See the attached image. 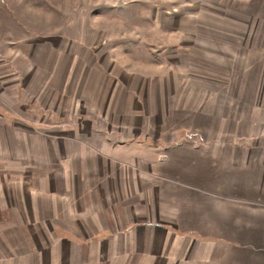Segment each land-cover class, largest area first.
Returning a JSON list of instances; mask_svg holds the SVG:
<instances>
[{
  "label": "rangeland",
  "instance_id": "rangeland-1",
  "mask_svg": "<svg viewBox=\"0 0 264 264\" xmlns=\"http://www.w3.org/2000/svg\"><path fill=\"white\" fill-rule=\"evenodd\" d=\"M10 42L17 45L19 128L12 146L4 142L0 150V175L6 174L0 227L35 222L29 199L12 202L10 194H48L43 182L50 173V190L61 192L50 193L52 220L67 227L61 229L66 237L90 236L78 224L89 226V199H78V191L108 189L107 138L128 126L141 129L140 138L116 133L122 145L115 156L125 158L120 168L127 177H142L132 187L155 189L158 174L165 189L174 176L179 192L206 190L215 196L204 202L211 220L198 232L211 243L212 263L264 264V0H0V43ZM189 131H205L219 145L236 143L219 153L244 158L225 166L201 137L195 150L180 154L184 160L173 172L169 165L157 169L153 161L162 153L161 162L179 158L161 146L174 147ZM78 145L91 146L102 165L76 164ZM253 177L260 179L255 187ZM131 192L129 199L140 201ZM98 200L101 210L105 198ZM13 227L0 228V238L36 232ZM67 248L58 252L61 261ZM82 248L88 261L98 252ZM106 249L103 244L98 254Z\"/></svg>",
  "mask_w": 264,
  "mask_h": 264
},
{
  "label": "crops",
  "instance_id": "crops-1",
  "mask_svg": "<svg viewBox=\"0 0 264 264\" xmlns=\"http://www.w3.org/2000/svg\"><path fill=\"white\" fill-rule=\"evenodd\" d=\"M15 47L17 48V45H13L12 42L9 43V46L8 43L3 45L0 43V150L4 148V142L6 147H8L7 145L9 147L12 146L11 133L19 128V110L16 103L18 101L19 67L17 62L14 63L13 61V58L15 61L17 59ZM13 48L15 50L14 54L12 52ZM112 130L113 136L107 138L108 141L106 142L108 149L106 151L105 163L108 164L107 168L111 169L112 172V178L107 177L108 189L103 192L92 189L85 192L78 191V199L81 197L89 199L85 200L84 203V209L85 204L88 208L86 214L90 213L89 226L82 225L80 220H78V224L80 225V229H89L90 236H84L87 233H80L78 237H66L67 233L61 229H66L67 227L60 221L57 223L52 220L50 193L57 192L60 194L61 192H58L57 189L50 190L51 183L53 184V182L51 181L52 175L48 173L44 175L46 181L43 182V187H47L46 191H49L48 194L45 192L36 197L34 193L29 191H26L28 193L25 194L23 190H17L16 197H14L11 192L10 201L12 202H17L22 195L29 199L27 207L33 213L35 222H25L23 226L18 222H10L7 225L3 224L0 228L4 227L7 230H13L15 224L16 228H27L30 231L36 232H32L31 235L26 234V236L23 233L22 238H0V264H86L88 262L90 264H213L211 243L204 241V235L198 232L208 228L211 218L208 215L209 209L205 206L204 202L205 198L209 197L208 199H211L213 195L206 192V190L198 188L179 192V190H175L178 187L174 183L180 177L174 176L167 179L168 183H172L168 186L173 188L171 190L174 191H171L168 186L165 189V184H163L164 178L158 174L155 175V173L154 175L157 179V183L154 185L155 189L148 190L142 188L141 190L139 187H137L138 189H134L135 183L132 187L130 182H138V178L141 181L142 177L135 178L138 174L127 177L126 172H123V169L120 168V163L125 158L115 156V151L122 145L116 139L115 134L135 132L133 134H138L136 139L138 140L142 130L128 126L116 127ZM3 134L7 136L4 138ZM185 137L184 141L176 144L177 147L176 145L174 147L161 146L163 149H174L175 155L179 158H172L171 163H168V161L161 162L160 156L163 155L162 153L158 160L153 161L156 162L155 167L157 169L161 168V164L169 165L173 167H170L171 169L167 167V170L173 172L184 160L183 157H180V154L184 155L187 152L195 150L201 137H203V140L206 138L202 143H207L208 147L206 148H208L209 155L214 159L219 157L225 166H234L237 163L236 161H241V158H244V154L240 158L234 155L229 156L227 152L219 153L221 150L235 148L236 143L223 142L219 145L218 143L209 142L205 131H189ZM124 145H127V143L125 142ZM43 148L46 152L49 149V147L45 146ZM78 148L79 152L74 157L76 164L90 166L92 170L98 164L102 165L100 160H98L99 157L90 151L92 149L91 146L83 149V146L78 145ZM163 149L160 151H163ZM160 151L157 152V155ZM260 152L262 151L257 153L260 154ZM220 154L221 156H218ZM261 154L264 157V152ZM44 160L42 161L43 166L45 164L49 165L50 159L44 156ZM136 161H138L139 166H142L141 158L136 159ZM33 163L35 162L33 161ZM26 168H29L30 171L36 170L33 164H27ZM199 172L201 173L202 170ZM4 175L6 174L0 175L1 181ZM192 177L194 178L195 176ZM199 179L202 181L201 176L198 178V181ZM115 181L121 183L118 186H114L115 183L113 184V182ZM159 181L161 183H158ZM198 181L195 180V182ZM259 181V178L253 177L251 179L252 186L255 187L256 185L254 184ZM127 182H129V185ZM60 184L61 181H59ZM113 187H117L118 189L114 190ZM127 188L134 191V193L130 191L131 194L140 196V201L136 202L135 198L129 199L131 196L130 192H128L129 190H126ZM176 195H178V198ZM102 197L105 198V201L103 202V208L100 210V201L98 199ZM40 198L41 201H36V199L39 200ZM116 198L120 199L117 201V206ZM141 204H147L151 209L145 212L142 210L145 208ZM137 205L141 206V208L136 207ZM207 206L210 207V205ZM7 209L10 212L12 210L6 207L3 211ZM20 209L28 211L25 207H21ZM15 210H13L14 215L17 213H15ZM98 213H100V216ZM150 214L155 215L152 216ZM83 226L87 227L83 228ZM42 230L48 231V236H46L47 232L42 234ZM9 233L7 232L6 235ZM103 244L107 245L106 253L98 254ZM88 245L90 247L95 246L98 251L90 253L89 261L84 259H88V253L82 248V246L86 247ZM62 246L68 247V252L63 257L65 262H63V258L62 261L58 259L60 257L58 252ZM53 257H56V259Z\"/></svg>",
  "mask_w": 264,
  "mask_h": 264
}]
</instances>
